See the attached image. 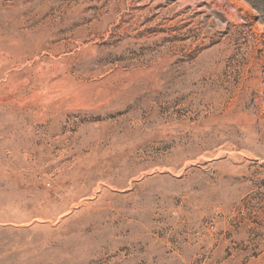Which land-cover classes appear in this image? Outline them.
Masks as SVG:
<instances>
[{
	"label": "rangeland",
	"instance_id": "374dc122",
	"mask_svg": "<svg viewBox=\"0 0 264 264\" xmlns=\"http://www.w3.org/2000/svg\"><path fill=\"white\" fill-rule=\"evenodd\" d=\"M0 264H264V0H0Z\"/></svg>",
	"mask_w": 264,
	"mask_h": 264
}]
</instances>
